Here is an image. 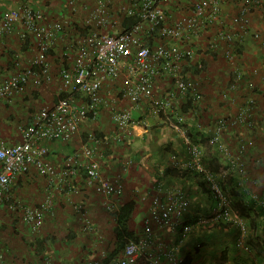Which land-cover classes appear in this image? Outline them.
<instances>
[{
  "label": "built area",
  "instance_id": "built-area-1",
  "mask_svg": "<svg viewBox=\"0 0 264 264\" xmlns=\"http://www.w3.org/2000/svg\"><path fill=\"white\" fill-rule=\"evenodd\" d=\"M82 1L63 0L70 18L78 17ZM227 4H235L237 13L226 15ZM263 6L264 0H92L91 7H82V19L49 22L44 10L33 7L29 0H9L8 7L0 11V39L18 27L19 50L23 43L31 41L35 53L27 65H21L18 54H13L11 65L15 72L0 77L2 100L21 96L28 88L36 90L47 85L51 80L49 52L59 38L63 39L65 28L76 32L61 48L55 102L40 107L29 125L18 127L16 143L0 139V208L15 214L19 223L35 233L51 215L57 200L67 202L73 214L83 220V229L95 236L82 202L72 203V197L81 193L75 180L82 172L84 187L98 196L100 207L112 211V198L124 192L122 177L101 175V156L93 145L82 146L57 169L47 159L49 145L70 142L82 121L98 119L102 106L109 108L114 138L120 142L129 140L139 125L131 110L120 107L124 99L135 107L147 104L155 115L164 118V123L182 134L187 159L172 157V168L178 170V176L186 171L197 173L213 208L207 215L189 219L187 190L178 183H167L164 174H158L154 192L138 195L141 202L149 201L140 234L127 240L120 257L89 264H184L178 256L179 246L192 234L197 236L198 231L216 225L236 228L240 234L236 247L247 251V227L234 208L225 180L235 176V185L246 191L249 175L242 157L252 140L239 138L233 153L222 135L239 127L255 130L257 97L264 99V57L247 72L239 68L236 57L247 35L260 40L259 33H251L249 26L252 14ZM204 35L203 51L199 45ZM260 45L264 50L263 40ZM204 54H220L229 67L222 97L236 107L233 115L216 119L206 133L209 148L225 160L224 165L214 166L216 169L203 161L202 146L187 136L183 115L178 114L181 101L192 105L203 101L199 82L203 63L195 58ZM161 83L163 94L158 96L156 89ZM106 92L111 93L109 100ZM195 125L200 131V126ZM32 172L45 180V192L38 204L23 205L14 198V183ZM251 197L264 210V196ZM166 232L174 238L166 240ZM0 264H4L1 250ZM39 264L54 263L44 256Z\"/></svg>",
  "mask_w": 264,
  "mask_h": 264
},
{
  "label": "crops",
  "instance_id": "crops-1",
  "mask_svg": "<svg viewBox=\"0 0 264 264\" xmlns=\"http://www.w3.org/2000/svg\"><path fill=\"white\" fill-rule=\"evenodd\" d=\"M19 0H16V2ZM30 4L35 8H42L45 12L47 21H65L66 19H72L69 17L67 8L64 6L63 0H29ZM9 0H0V11L4 7H8ZM12 6L15 3L11 4ZM83 6L91 7L92 0H83L78 4V9L81 10L78 17L72 19L74 22L80 20L85 15V11L82 10ZM238 11V7L233 4H227L224 13L227 15H234ZM264 6L255 11L251 16V23L249 31L257 32L260 35V40H255L250 35H247L242 44H240L239 53L236 57V63L244 70L249 71L252 67H255L261 63L264 57L263 47L260 45V41H264ZM226 21V20H225ZM19 28H14L10 36H6L0 39V77L6 78L15 72L12 69L13 54L16 52L19 56L21 65H27L30 62L32 54L35 53L34 46L31 41L23 43L19 50ZM64 32V31H63ZM75 30L69 27L65 28V34L63 39H58V42L52 47L48 55V63L50 67V82L36 90L28 88L21 96H12L10 99H0V139L4 140L9 144H14L19 140L18 127L22 125H29L32 121L33 116L43 105H52L57 99L55 89L56 82L58 85V71L60 67V54L61 48L64 47L68 39H71L75 35ZM204 35L201 38L200 49H205ZM60 40V41H59ZM214 57L204 55H198V61L203 64H212ZM225 70V81L227 79L229 67L226 66ZM205 74V73H204ZM219 77L210 74V77H202L206 79L202 80L201 91H203V99L205 93L209 95L211 105L208 106L207 111L202 112L201 110L197 115L189 113L188 109H178V114L187 116V120L192 122L184 125L186 134L196 143L199 140L206 139L207 134L205 131L207 128L212 129L217 116L212 117L215 120L211 122V127H208L210 118L205 116L211 108L215 109L218 105L217 98L214 101L212 96L215 95V88H213V81ZM57 80V81H56ZM257 82V81H256ZM162 84L157 87L156 93L161 96L163 93ZM258 84V82H257ZM264 87V86H263ZM53 90V91H52ZM40 92L41 100L40 104H35L36 98ZM49 93V94H48ZM53 94V96L51 95ZM111 93L106 92V99L109 100ZM118 97V96H117ZM119 98V97H118ZM120 99V98H119ZM259 99V100H258ZM257 101L260 104L261 109H264V99L261 96L257 97ZM203 102V101H202ZM201 102V103H202ZM200 103V104H201ZM122 108H128L134 119L137 121L139 127L135 128L132 137L124 142H120L114 138V126L109 123V108L108 106H102L100 116L98 117L99 125L94 129H91L93 133L102 134V140L96 138L95 134H91L90 128L92 125L89 124L90 119H86L79 125L77 135L68 143L62 144L58 142L51 143L49 145L50 154L48 156L49 162L57 169L62 168L64 159L77 152L84 145H92L90 137H93L91 141L93 146L97 147V153L100 154L101 161V175L106 178H114L121 176L123 180L124 192L119 198H112L113 209L112 211L102 208L99 206V198L91 189L84 187V174L81 172L78 174L75 185L80 189V194L72 197V203L82 202L85 207L86 217L90 224L93 226L95 236H92L83 229V225L79 226V222L82 219L75 216L69 206V203L57 200L56 205L51 213L45 218L44 224L39 230L37 235H31L32 232L26 227V231L23 228L12 229L13 224L17 225L20 221L15 214L9 213L4 207L0 208V221L5 220L10 229H5L7 233L12 232V237L15 238L14 245H3L0 243V250L4 255V264H39L40 258L44 256L54 259V264H89L95 260H110L120 257L121 251L116 256L111 257L112 252L115 249L114 235L115 230V215L121 206L129 202H134L135 206L129 220V231L134 230V234L137 235L136 229L141 232L142 220L148 213L149 201L146 200L141 202L138 199L139 194L147 192L153 193V182L155 176L158 174H164L166 168L171 167V158L175 156L179 161L187 159L185 147L183 144L182 134L178 131L173 130L170 126L164 123L162 116H157L153 113L150 107L143 103L140 106H132L127 100H122L119 104ZM225 106L223 105V108ZM18 108V109H17ZM236 108V107H235ZM220 112L226 114L224 111ZM215 111V110H214ZM189 116V117H188ZM106 120L112 127L109 133H106L109 129L104 132L103 125ZM109 120V121H108ZM195 124L200 126V131L195 129ZM182 125V130L183 129ZM207 126V127H204ZM264 114L260 117L257 114L255 117V130H251L248 134L243 136L232 137L230 132L222 135V140L227 144L226 139H230V149L233 153L237 150L238 139L243 138L251 139L252 146L247 151L254 156H264ZM193 128V130L191 129ZM242 127H239L240 129ZM237 129V130H238ZM258 130V131H257ZM192 132V133H191ZM242 134V133H240ZM94 135V136H93ZM88 136L86 142H83ZM95 138L97 140H95ZM83 142V143H82ZM95 147V148H96ZM212 153L208 155L219 160L218 166L224 165V158L214 150H210ZM204 154V152H203ZM247 154L242 157V160L248 169L250 167L249 159ZM204 161V160H203ZM251 163V161H250ZM208 164V163H207ZM209 165V164H208ZM210 166V165H209ZM214 166V165H213ZM210 166V167H213ZM216 167V166H215ZM214 167V168H215ZM173 169V168H172ZM249 172V170H247ZM167 183L173 184L178 183L182 185L189 194L190 200V211L188 218L193 220L197 216H204L210 213L213 208V203L207 193L206 188L194 177H181L174 174L171 177H163ZM235 181L236 177L231 178ZM227 181V180H225ZM231 180L229 179V182ZM236 183V182H235ZM248 184V183H247ZM227 185V183H225ZM45 180L39 178L34 172L29 175L23 176L17 179L13 187L14 198L20 201L23 205L38 204L43 199L45 192ZM228 186V187H227ZM227 189H231V185H227ZM258 197H263L264 194L261 192L257 194ZM234 199V196H232ZM70 207V210H69ZM236 207V206H235ZM234 207V208H235ZM235 210H237L235 208ZM238 211V210H237ZM259 215V214H258ZM243 217V216H242ZM244 218V217H243ZM251 218H254L252 216ZM256 231L250 227L247 228V244L249 249L244 251L243 249L236 247V242L239 240V231L234 227H227L222 229H210L202 230L197 232V236L192 234L188 237L187 241L183 242L178 248V256L184 260V264H264V219L259 216L254 218ZM245 222L247 218H244ZM19 221V222H18ZM83 221V220H82ZM4 224L0 223V230ZM138 225V226H136ZM247 226V224H246ZM24 227V225H23ZM255 233L259 235V244L252 245L255 242ZM251 236V237H250ZM46 239L48 244H45L42 250H39L35 241ZM166 240H172L174 236L170 233H165ZM250 238L252 240L250 241ZM200 244L197 248L196 245ZM39 251V252H38Z\"/></svg>",
  "mask_w": 264,
  "mask_h": 264
},
{
  "label": "rangeland",
  "instance_id": "rangeland-1",
  "mask_svg": "<svg viewBox=\"0 0 264 264\" xmlns=\"http://www.w3.org/2000/svg\"><path fill=\"white\" fill-rule=\"evenodd\" d=\"M197 58H199V57H196L195 59H197ZM214 62H212V64H207V62H205L206 64H203V77H210V74L212 73L213 75H216V77H219V78H217L216 80H214L213 81V88H215V95L216 96H212L213 98H214V101L216 100V98H217V102H218V105H216V107H219V108H217V109H215L214 107H212L211 108V111H208V113L207 114H205V116H207V117H209L210 118V123L208 124V127H211V122L212 121H214L215 119L214 118H212V117H214L215 115L217 116V118L216 119H218V118H220V117H227V116H231V115H233L235 112H236V108H235V106L234 105H232V104H230V102H224V99H223V97H222V90H224V84H225V70L227 69L226 68V64H225V62L222 60V58H221V56H217L216 58H214V60H213ZM191 70H192V68H191ZM205 73V74H204ZM194 75H196V73L194 72L193 73ZM196 77V76H195ZM202 80H203V82L206 80V79H201V78H199V82H200V86H201V84H202ZM57 81V80H56ZM259 82H260V80H259ZM58 89H59V85H57V82H56V86H55V89H53L55 92H56V96H57V93H58ZM52 90V91H53ZM157 92H158V90H157ZM202 93H203V91H202ZM38 94V96L35 98L34 97V99L33 100H37V102L35 103V104H40L41 103V100H38L39 98H40V92H38L37 93ZM49 94V93H48ZM204 94V93H203ZM243 94V93H242ZM52 96H53V94H51ZM259 100V99H258ZM240 101V100H239ZM259 102L257 101L256 102V108L254 109V116L256 117L257 116V114H260V117L262 116V114H264V109L262 108L261 109V106H260V104H258ZM209 105H211V100H210V97H209V95H207L206 93H205V96H204V99H203V102L201 103V104H198V105H194L193 106V109L194 110H196L197 111V113L201 110L202 112H204V111H207V110H209L208 109V106ZM223 105L225 106L224 108H223ZM44 106V105H43ZM190 107V105H184V109L185 108H189ZM18 109V108H17ZM219 109H222L221 111H224L223 109H225V112H226V114H224V113H222V112H220L219 111ZM215 110V111H214ZM101 115V114H100ZM215 116V117H216ZM96 120H98V119H96ZM110 120V119H109ZM108 120V121H109ZM187 120V119H186ZM93 120H90V122H89V124L90 125H92V128H90V132H91V134H95L96 136V138H100L101 140H102V134H96V132L97 131H95L94 133H93V131L91 130V129H94L96 126H98L99 125V123H98V121H94V122H92ZM105 121V123H104V125H103V129H104V132H106V129L108 128L109 130L106 132V133H109L110 132V130L112 129V127L108 124V122L106 121V120H104ZM187 122L189 123V122H192V120H190V121H188L187 120ZM109 123H110V121H109ZM22 124L23 123H21L20 125L22 126ZM111 124V123H110ZM204 127H207V126H205L204 125ZM238 128H236V129H234V130H232L231 132H230V136H228V138H230V139H232V137H236V136H241V134L240 133H242L243 132V135H246V134H248V130H246L245 128H240V129H238ZM241 129H243V130H241ZM209 131H210V129L209 128H207V130L205 131V133H209ZM94 136V135H93ZM95 138V140H97ZM87 139H88V136L85 138V140L83 141V142H86L87 141ZM230 139H226V142H227V144L230 146ZM82 142V143H83ZM89 143L90 144H92L93 145V143L91 142V141H89ZM198 144H200L201 146H202V149H203V152H204V159H205V163L207 164H209L210 166H216V168H218V167H220V166H218V165H216V164H218L219 163V160L216 158V157H214V158H212L213 157V155H212V157L211 156H209L208 155V151H209V153H212L210 150H211V148H209V146L207 145V143H206V139H202V140H199L198 142H197ZM96 147V146H95ZM96 149H97V147H96ZM98 150V149H97ZM99 151V150H98ZM213 166V167H214ZM215 168V169H216ZM248 175H249V184H245V187H246V191L249 193V196L250 195H253V196H257L256 194H258V193H260V190H258V187L259 186H261V182H260V180L258 179V178H256V177H253V176H251V174H250V172H248ZM256 178V179H255ZM225 183H228V180L227 181H225ZM230 193V196H234V199H232V201H233V203H234V207L236 208V209H238V211H240V207H239V202H237L238 200H239V197H238V195L239 194H236L235 193V191L233 190V191H230L229 192ZM252 193V194H251ZM252 199V198H251ZM255 204H257V203H255ZM70 206V205H69ZM71 207V206H70ZM70 207H69V210H70ZM256 207V206H255ZM252 216H254V218H256V216H257V214L256 213H252ZM244 218H247V217H244ZM254 218H251V216H249L248 218H247V221H249L248 222V226L250 227V226H252V221L251 220H254ZM3 223L4 225L2 226V228H1V230H0V243H2L3 245H14L15 246V244H16V242H15V238H13L12 237V232H9V233H7L6 231H5V229L7 228V229H10L9 227H8V225H7V223L5 222V220H3V219H1V221H0V223ZM79 222V226H81V225H83V221L81 220V221H78ZM136 226H138V225H136ZM26 226H24L23 227V225H20V224H17V225H14L13 224V227H12V229L14 230V229H20V228H23L25 231L28 229L27 227V229L25 228ZM136 231H137V234H138V232H139V229H136ZM38 232L39 231H37V232H35V233H31V235H37L38 234ZM131 233H133L134 234V230H132V232ZM136 234V233H135ZM134 234V235H135ZM254 235V234H253ZM255 236V235H254ZM251 237V236H250ZM252 240V238H250V241ZM252 245H258L259 244V240H258V238H256L255 237V242H253V243H251ZM1 245V244H0ZM0 248H1V246H0ZM2 249V248H1ZM51 259V258H50ZM52 260V259H51ZM52 261H54V259L52 260ZM54 263V262H53Z\"/></svg>",
  "mask_w": 264,
  "mask_h": 264
},
{
  "label": "trees",
  "instance_id": "trees-1",
  "mask_svg": "<svg viewBox=\"0 0 264 264\" xmlns=\"http://www.w3.org/2000/svg\"><path fill=\"white\" fill-rule=\"evenodd\" d=\"M263 126L264 125L261 126L262 129H263ZM191 129L193 130V128H191ZM241 130H243V129H241ZM261 133H264V130H262ZM241 136H243V132H242ZM248 150H250V148ZM247 157L249 159V164H250V167L247 170H249L251 176L256 177L260 180L261 186L258 187V190H260V192L262 194H264V156L263 157H259V156L255 157L254 154H252V152L250 151V153L248 152ZM250 161H251V163H250ZM174 174H176V175L179 174L178 170L172 169L171 167H168L165 170L164 176L169 177V176L174 175ZM179 176H181V177L190 176V177L196 178L197 180L199 178V175L197 173H192L190 171H186ZM233 177H229L227 179L228 180L227 185H231L232 186L231 189H227L226 187L225 188L229 192L234 190L236 194H239L238 195L239 200L237 202H239V207L241 208L240 211H238L240 216L247 217V218L249 216L252 217V213L254 212L257 214V216L260 215V217L264 219L263 206H261L259 204H255L256 201L251 199V196H249V194L245 190L238 188L235 185V181H233L231 179ZM229 179L231 180L230 182H229ZM232 198L233 197L231 196V199ZM134 206H135L134 202H132V203L129 202V203L125 204L124 206H121V208L117 212L114 213L115 223H116L115 230L113 232L115 249L111 254L112 258H113V256H116L117 254H119L118 252H120L123 249L127 240L134 236V234L131 233V231H129V227H128L129 220H130L131 214L133 212ZM254 220H251L253 223H252V226H250V229H253V231L254 230L256 231V226H255ZM246 224H247V228H248L249 227L248 222ZM214 227L215 228H213V229H222V230H224L226 228V226H223V225H216ZM262 233L264 234V229H263ZM253 234L256 235L255 233H253ZM255 237L260 239L259 235L255 236ZM35 244L37 245L39 250H42L43 249L42 246H44L45 244H48V241L44 238L42 240L35 241ZM117 257H118V255H117ZM41 261H42V259L40 258V262Z\"/></svg>",
  "mask_w": 264,
  "mask_h": 264
},
{
  "label": "clouds",
  "instance_id": "clouds-1",
  "mask_svg": "<svg viewBox=\"0 0 264 264\" xmlns=\"http://www.w3.org/2000/svg\"><path fill=\"white\" fill-rule=\"evenodd\" d=\"M157 93V92H156ZM182 102V101H181ZM180 102V104H179V108L180 109H184L183 107H184V105H187L186 103H181ZM188 105H190V107L189 108H185V110L186 109H188L189 111V113H191V114H193V115H197V111L196 110H194L193 109V106L194 105H192V104H188ZM195 105H198V104H195ZM189 117V116H188ZM183 118H184V125H186L188 122H187V116L185 117V115H183ZM186 120V121H185ZM188 121H190V118H189V120ZM204 161H205V159H204ZM248 172V171H247ZM235 181H236V179H235ZM250 181V180H249ZM249 181L247 182L248 184H249ZM202 183V182H201ZM247 192V191H246ZM248 193V192H247ZM249 194V193H248ZM257 195V194H256ZM250 196H253V195H250ZM258 196V195H257ZM138 197V196H137ZM231 197V196H230ZM252 198V197H251ZM253 199V198H252ZM254 200V199H253ZM254 201H256V203L258 204V201L257 200H254ZM233 202V201H232ZM234 204V203H233ZM239 213V212H238ZM242 217V216H241ZM243 219V221L245 222V220H244V218H242ZM245 224H246V222H245ZM247 227V226H246ZM138 234H140V233H138ZM137 234V235H138ZM135 236V235H134Z\"/></svg>",
  "mask_w": 264,
  "mask_h": 264
}]
</instances>
